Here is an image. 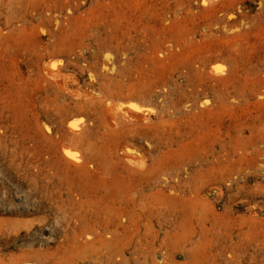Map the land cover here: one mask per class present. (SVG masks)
<instances>
[{"label":"rangeland","instance_id":"374dc122","mask_svg":"<svg viewBox=\"0 0 264 264\" xmlns=\"http://www.w3.org/2000/svg\"><path fill=\"white\" fill-rule=\"evenodd\" d=\"M0 264H264V0H0Z\"/></svg>","mask_w":264,"mask_h":264},{"label":"bare ground","instance_id":"6f19581e","mask_svg":"<svg viewBox=\"0 0 264 264\" xmlns=\"http://www.w3.org/2000/svg\"><path fill=\"white\" fill-rule=\"evenodd\" d=\"M42 71L44 75L51 82H53L55 88L61 93L70 95L77 99H87L94 95L89 92L90 90L80 91L76 89V85L79 82L78 78L64 68L59 59L49 58L44 61L42 63ZM212 71L218 73L223 72V69L221 67H215ZM102 112L107 125L111 128H116L121 125L146 124L153 111L129 99L121 100L117 98H110L104 103ZM71 129H73L74 132H78V128L74 124L71 125ZM120 149L122 158L129 167L139 171L145 169L147 160L143 158L144 155L141 156L137 150L131 149V147L126 144L122 145ZM65 155L68 156L74 163H79V154L76 156L72 151H66Z\"/></svg>","mask_w":264,"mask_h":264}]
</instances>
